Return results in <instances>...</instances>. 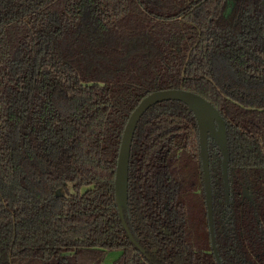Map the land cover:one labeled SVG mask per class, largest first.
<instances>
[{
	"label": "trees",
	"instance_id": "obj_1",
	"mask_svg": "<svg viewBox=\"0 0 264 264\" xmlns=\"http://www.w3.org/2000/svg\"><path fill=\"white\" fill-rule=\"evenodd\" d=\"M183 88L226 122L230 199L209 146L222 264H264L262 0H0V264H218L198 129L183 102L140 118L128 236L115 199L124 127ZM142 250H141V249Z\"/></svg>",
	"mask_w": 264,
	"mask_h": 264
},
{
	"label": "water",
	"instance_id": "obj_2",
	"mask_svg": "<svg viewBox=\"0 0 264 264\" xmlns=\"http://www.w3.org/2000/svg\"><path fill=\"white\" fill-rule=\"evenodd\" d=\"M262 4L264 5V0H262ZM165 100H178L183 102L192 111L195 117L198 129L201 168L203 174L207 220L211 237V245L218 264H222L215 242L208 148L209 143L214 144L221 153L220 165L223 180V191L225 200L228 201L230 191L228 162L230 155L228 151L226 122L219 110L210 101L193 91L183 88H170L152 91L139 102V104L129 115L122 134L115 172V199L117 202L119 215L122 219L124 228L127 230L128 236L138 246L130 231L127 229L123 218V209L128 204V175L131 144L135 129L142 115L152 105Z\"/></svg>",
	"mask_w": 264,
	"mask_h": 264
},
{
	"label": "rangeland",
	"instance_id": "obj_3",
	"mask_svg": "<svg viewBox=\"0 0 264 264\" xmlns=\"http://www.w3.org/2000/svg\"><path fill=\"white\" fill-rule=\"evenodd\" d=\"M119 254L120 250L108 251L102 264H114V260L118 257Z\"/></svg>",
	"mask_w": 264,
	"mask_h": 264
},
{
	"label": "flooded vegetation",
	"instance_id": "obj_4",
	"mask_svg": "<svg viewBox=\"0 0 264 264\" xmlns=\"http://www.w3.org/2000/svg\"><path fill=\"white\" fill-rule=\"evenodd\" d=\"M210 145H214V144H211V143H209V146ZM214 146H216V145H214ZM217 147V146H216ZM209 149V148H208ZM220 160H221V158H220ZM220 167H221V165H220ZM228 167H229V162H228ZM209 169H210V162H209ZM221 176H222V174H221ZM228 177H229V170H228ZM210 180H211V176H210ZM222 182H223V180H222ZM230 184V183H229ZM212 188V187H211ZM224 192V191H223ZM224 198H225V195H224ZM229 199H230V191H229ZM212 200H213V197H212ZM229 201V200H228ZM228 201H226L225 200V202H228Z\"/></svg>",
	"mask_w": 264,
	"mask_h": 264
}]
</instances>
